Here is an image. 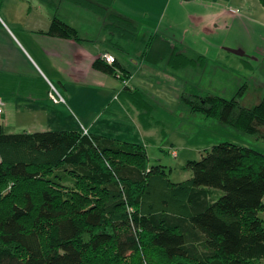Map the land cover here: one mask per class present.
<instances>
[{"label": "trees", "instance_id": "16d2710c", "mask_svg": "<svg viewBox=\"0 0 264 264\" xmlns=\"http://www.w3.org/2000/svg\"><path fill=\"white\" fill-rule=\"evenodd\" d=\"M44 1L53 10L49 36L82 41L66 22L76 10L88 19L97 15L110 40L136 37L135 23L115 12L111 0ZM190 61L206 63L201 56ZM186 64L171 67L183 75ZM93 68L118 79L115 60L98 58ZM247 88L239 85L234 97L196 92L180 100L190 113L251 136L264 125V95L241 107L237 98ZM182 168L190 179L173 183L164 167L148 165L142 144L82 131L7 134L0 127V264H150L157 254L168 264L261 261L264 154L217 143ZM216 190L221 195L209 202L204 194Z\"/></svg>", "mask_w": 264, "mask_h": 264}, {"label": "crops", "instance_id": "0c3cea01", "mask_svg": "<svg viewBox=\"0 0 264 264\" xmlns=\"http://www.w3.org/2000/svg\"><path fill=\"white\" fill-rule=\"evenodd\" d=\"M111 1L115 12L135 23L134 40H110L101 23L76 10L66 22L82 41L52 37L45 32L53 10L44 0H0V99L4 103L0 127L5 133L73 127L71 120H75L81 128L73 131L145 146L143 128L162 124L153 120L147 97L162 101L153 94L156 82L143 74L155 73L159 62L174 72L176 61H184L187 64L181 69L186 79L199 78V86L206 80L212 87L203 93L229 95L236 94L240 83L247 85L244 80L254 81V64L264 60V8L258 0H122V5ZM102 54L111 55L121 71H131L128 91L118 79L93 68ZM196 56L206 63L191 62ZM222 70L235 76L225 88ZM50 85L60 92L64 104L49 101ZM171 152L177 157L175 148Z\"/></svg>", "mask_w": 264, "mask_h": 264}, {"label": "rangeland", "instance_id": "374dc122", "mask_svg": "<svg viewBox=\"0 0 264 264\" xmlns=\"http://www.w3.org/2000/svg\"><path fill=\"white\" fill-rule=\"evenodd\" d=\"M116 1L122 5V0ZM93 17L95 19H99L97 15H93ZM113 51L117 52L116 50ZM254 66L255 73H259V76L257 80L251 82L249 80H244V82H247L246 84L248 88L245 94L240 96L241 98H237L238 104L241 107L254 106L255 102L259 100V97L264 95V60L263 62H255ZM156 67L155 73L153 72L152 74H143L148 79H153L154 82H156L153 87L157 89H155V93L153 94L156 95L162 102H164L162 103L158 100H155L153 99L154 97L150 99L147 97L149 105L152 108L153 120H160L162 123L161 125H153L151 128H143L142 131V136L146 140L145 148L149 166L161 165L164 167V171L168 179L173 183H179L189 180L191 176L190 171L184 170L182 168L184 164L187 161L199 160L203 152L205 150H209L214 144L227 142L241 147H248L264 154V125H259L257 127L255 135L246 136L233 130L228 125L220 124L217 120L208 118L204 119L200 114L190 113L187 106L181 102L180 97L183 94L190 95L195 94L196 92H203V88H208L207 84L202 81L201 86H199L198 81L186 79L182 75V72H173L172 69L167 68L165 62H159ZM117 71L119 74L117 82L122 86L124 83L127 84L129 79L132 77L131 71H121L120 69ZM170 75L175 77V82H173V78ZM231 75L232 74H228L227 71H221L220 78L223 82L224 88L225 83L228 84L233 81V77L235 78V76L232 75V77ZM260 83L261 88L259 86ZM241 86L242 83L240 84V87ZM233 95L235 96V94H229L226 97H231ZM72 96L77 97L78 94H72ZM79 96H81V94H79ZM148 96L152 97L150 94H148ZM83 101H85V99H83ZM69 106V108L73 109L71 104ZM119 115L117 118L122 119V117ZM133 115L136 117L135 119L137 121L135 109L133 111ZM161 117H163V119ZM71 121L73 127L70 125L66 127H37L32 129V132H38L42 130V128H44L46 131L80 130L81 127L79 124H76L75 120ZM88 134L95 135L90 134L89 132ZM126 135L130 134L126 133ZM171 148H175L177 150V157L173 152L168 153ZM220 195L221 192L218 190L214 192L206 191L204 197L209 202H211ZM182 212L187 215L189 210L185 207L182 208ZM258 217L264 220V211L259 212ZM127 264L140 263L138 260H130ZM150 264L168 263L163 259V257H161V255L159 256L157 254L151 257ZM256 264H264V257L261 258V261H257Z\"/></svg>", "mask_w": 264, "mask_h": 264}, {"label": "built area", "instance_id": "2783aa9c", "mask_svg": "<svg viewBox=\"0 0 264 264\" xmlns=\"http://www.w3.org/2000/svg\"><path fill=\"white\" fill-rule=\"evenodd\" d=\"M182 1H200V0H182ZM100 59L108 65H112L114 62V58L108 54H102L100 56ZM118 76H119V74L117 71V78H118ZM123 85H126V84L124 83ZM47 97H48L49 101L54 105L64 104V99H63L62 95L60 94V92L51 85L49 86ZM3 108H4V103L0 99V122H1V119L3 117ZM83 133L87 134L86 131H84Z\"/></svg>", "mask_w": 264, "mask_h": 264}, {"label": "water", "instance_id": "95a60500", "mask_svg": "<svg viewBox=\"0 0 264 264\" xmlns=\"http://www.w3.org/2000/svg\"><path fill=\"white\" fill-rule=\"evenodd\" d=\"M234 52V51H233ZM236 54V53H235Z\"/></svg>", "mask_w": 264, "mask_h": 264}]
</instances>
